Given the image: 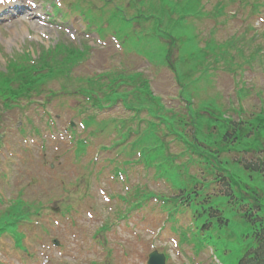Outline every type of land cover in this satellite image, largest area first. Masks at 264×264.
Here are the masks:
<instances>
[{
  "label": "rangeland",
  "instance_id": "obj_1",
  "mask_svg": "<svg viewBox=\"0 0 264 264\" xmlns=\"http://www.w3.org/2000/svg\"><path fill=\"white\" fill-rule=\"evenodd\" d=\"M105 1L70 0L68 1L69 14L80 9L83 3H89L91 8L87 9L86 18L89 21L95 20L101 26V30L98 29V25L95 28L100 33L102 41H106L107 35H115L119 44L123 46L126 60H135L144 56L151 62L156 73H151L148 76L144 71L139 70L135 75H140L138 76L140 82L144 80L148 82L142 86L143 95L150 91L154 97H160L161 102L149 100L155 107H158L159 103L165 104L161 94L176 93L175 82L165 68L168 67L170 52L178 49V52L173 53V57H170V61L174 60L173 65L179 71L182 83L185 85L183 95L187 99L193 100V112H190V115L193 118L191 121H194L197 129L199 142L211 146V143L215 141L213 147L222 149L223 131L229 119L231 122L232 115L235 120H238L237 114L246 119L251 116L252 111H255L256 108L259 109L260 100L256 93L263 97L261 103L264 105V58L257 54V50L264 46V29H261L263 26L257 23L259 28L255 30L254 19L248 20L246 24L230 21L232 15L227 9H223V5H215L209 9L204 0H130L129 7L122 5L126 0H113L107 5H105ZM218 1L214 0L213 2ZM104 5L107 10L103 7ZM97 6H100V9ZM54 11L58 12L59 8L54 6L53 14ZM148 11H150L148 19L143 21L144 14H148ZM62 13L65 14L66 11L62 10ZM141 14L142 17L139 18ZM133 16H137V18L130 19ZM240 18H244V15L241 14ZM27 23L32 25L31 22ZM31 25H27V29H24L21 27V23H18L14 27L6 26L2 29L0 50L4 53L5 58L1 59L0 57V71L6 69L11 62L9 60L12 55L21 59L16 55L18 50H27L33 56L32 58H38V53L43 50L42 45L45 44L58 42L70 44L72 42L80 45L81 41H87L86 47H88V41H91L86 38H82V40L80 38L78 41L77 33L73 37L72 30L65 32L64 30H55V27L52 26L38 29ZM108 41L110 45L107 47L97 46L96 43L91 42L94 49L85 61L69 70L70 74L68 75L55 70L53 75L57 77L47 83L46 91L53 88L61 94L52 101V104L48 105L54 116L61 115L63 117L56 123L58 129H62L61 134L56 132L55 124L49 125L51 121L47 125V118L43 115L44 106L36 103L31 105L26 113L23 112V115H21L22 110L13 107L6 113L9 119L4 118L2 121L1 131L7 132L5 144L8 147L7 149L3 148V134L0 133V148H3L6 153L3 155L2 150L0 153V187H3L5 191L11 190L5 199L4 194L0 191V234L6 231L9 236H12L16 243L15 247L19 251L18 253L15 250H10L13 247L11 238L0 242V245L4 243L0 249V258L9 264L18 263L19 255L23 261L26 259L25 254H28L29 257L34 255L22 238L20 239L22 237L20 230L29 234L28 244L31 243V238L32 243L36 238L44 239L45 249L50 251V255H54L55 261L49 264H64L66 260L67 264H94L95 261L97 264H107L105 248L98 243V240L103 238L101 235H95L98 224L110 211L109 202L104 195L105 190L100 188L99 184L110 193L117 189L116 193L128 194L126 198H130L134 195L133 190L126 191L121 180L115 176L119 172L126 174L138 164H148L151 158L155 161L160 160L164 166L171 164L172 158H161L165 151L164 138L169 131L176 133L184 141L189 139L186 134L187 121L184 118L186 114H182L177 109L173 117L170 118L163 112L155 111H151L150 116L143 117L139 116L136 110L131 114V111L125 110L123 106H116L115 109L119 110H115L111 114L122 116L115 123L106 126L108 122L113 121L110 120L111 118L105 119L108 114L99 115V118L102 116L105 117V120L94 123L96 132L105 131V133L97 135L98 138H95L97 143L101 144L102 142L108 145L113 138L109 135L110 131L115 133L116 137L112 139L111 144L117 145V150H114V147L109 149L115 158L108 160L99 158L95 163H91L94 158H97L98 153L105 154L102 149L99 150L96 146H89L87 154L82 157H74L73 150H69L70 145L63 138L65 127L69 120L75 116L74 111H77L76 108L73 110L72 106L76 104V98L79 95L77 89L83 83L84 77L91 76L96 69L108 64L110 58V63L117 64L118 59L113 58L112 54L113 43L110 38ZM123 66L130 68L124 64ZM252 71L254 75L248 77L247 75ZM63 84L69 90V95L62 93L61 89L65 87ZM87 87L83 91L89 94L91 93L90 85ZM249 88L252 90L249 91L248 96L243 98L246 104L241 102L240 107L236 106V101L233 102L228 96L230 93L231 97L235 99L233 93L235 91L237 101H240L247 94ZM143 95H134L133 99L129 100L132 102L129 106L135 109L139 108L144 99ZM43 99L40 97V102ZM59 102H62L60 107L58 106ZM184 104L186 103L182 104L183 107ZM0 108H2L1 102ZM162 109L158 107L159 111ZM168 111L172 115L170 107H168ZM156 116L162 118L161 125L153 118ZM20 118H23L25 122L22 123ZM19 121L23 125H19ZM208 124L219 127L220 132H208ZM18 125L19 127H17ZM48 126L55 133L53 136L47 134ZM244 126L246 131L251 128L248 126V122ZM40 130L41 134L33 133V131L39 132ZM131 133H134L133 138H130ZM26 134L35 137V139L30 138L28 142H25ZM262 135L264 136V130ZM43 140L44 148L40 146ZM252 140V136H243L241 133L235 148L243 150L248 147H257L258 142ZM259 141L262 139L260 138ZM191 142L194 143V140L192 139ZM201 143H199L200 147L203 148L204 145ZM182 145L178 142L177 145L173 144L172 148L179 152L182 150ZM189 147L194 148V146ZM168 153H174L170 149V145ZM221 159L227 160V162H223ZM221 159H217L216 163L223 174L231 176L232 171L240 181L241 187L245 188L247 192L250 193L256 189L260 195H264V175L262 173L250 172L231 158L223 157ZM188 164L186 163L183 168V178L190 173ZM111 170L115 183L110 178ZM140 174L141 172L131 175L129 182L132 186L142 179L144 181L153 179L152 176L146 177V171L145 177ZM33 178H36L37 182L29 183V180ZM149 183L150 189L157 190L155 187L161 189L159 181ZM20 189L24 191V199L21 197L22 190ZM245 195L248 194L242 193L241 198L247 199ZM38 198L44 202L42 205L45 209L49 206L68 207L72 205L75 210L71 212V215L61 213L59 216L46 210L45 214L43 213L44 216L41 214L33 216L34 218L39 217L40 224L19 228L15 223V218L19 216L16 215V212L23 210L24 202L28 205L33 204L36 210L42 209L41 204L37 203ZM242 201L245 200H240L238 203L241 204ZM117 202L121 209L127 204L123 198ZM221 203L227 208L226 216L230 218L231 222L226 226H218L215 230H209L206 233L207 240L218 250L217 254L225 264H235L245 250L244 246L235 243L238 242L239 236L245 235L249 224L243 218L235 216V210L233 206H230L231 203L227 201L226 197H221ZM149 205L151 210L144 207L143 210L140 209L139 214L133 215L132 219H129L132 215L123 218L120 214L121 221L117 223V215L112 216L115 225L111 231H106L105 234L108 239L107 244L110 242L114 252L112 255L115 262L111 264H143L142 258H146L145 256L153 248V237L149 228L151 229L159 219L161 222L162 218V214L159 212V203L155 204L154 201H151ZM28 208L32 209V207L24 209ZM20 216L27 222L31 219L30 211ZM202 223L203 219L200 218L196 221V226L200 227ZM14 228H16V232H14ZM186 236L187 234L183 238ZM164 237L167 239V235ZM53 238H58L64 244L63 254H58L57 249L52 248ZM242 242L248 245V241L242 240ZM155 245L159 247L158 242H155ZM41 246L44 249L43 244ZM39 249H41L40 244L36 243V246H33L34 252L36 253ZM125 250L127 251L125 252ZM108 258L111 259V256L109 255ZM172 259L175 264H181L184 261V259L175 256Z\"/></svg>",
  "mask_w": 264,
  "mask_h": 264
},
{
  "label": "trees",
  "instance_id": "obj_2",
  "mask_svg": "<svg viewBox=\"0 0 264 264\" xmlns=\"http://www.w3.org/2000/svg\"><path fill=\"white\" fill-rule=\"evenodd\" d=\"M23 77H24V79L18 80L19 88H20L19 93L26 91V88H30V90H31L35 87V83L31 82L32 79L34 78L31 71L27 70L25 73H23ZM261 258H264V250H263V253L261 255ZM255 264H259V259L257 257H255Z\"/></svg>",
  "mask_w": 264,
  "mask_h": 264
},
{
  "label": "bare ground",
  "instance_id": "obj_3",
  "mask_svg": "<svg viewBox=\"0 0 264 264\" xmlns=\"http://www.w3.org/2000/svg\"><path fill=\"white\" fill-rule=\"evenodd\" d=\"M26 27L25 25L23 26V28Z\"/></svg>",
  "mask_w": 264,
  "mask_h": 264
}]
</instances>
